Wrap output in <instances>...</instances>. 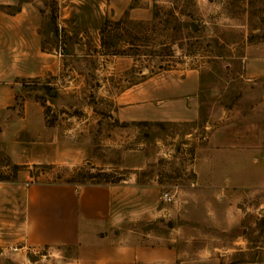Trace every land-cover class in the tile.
Returning <instances> with one entry per match:
<instances>
[{"label": "rangeland", "instance_id": "374dc122", "mask_svg": "<svg viewBox=\"0 0 264 264\" xmlns=\"http://www.w3.org/2000/svg\"><path fill=\"white\" fill-rule=\"evenodd\" d=\"M41 1V48L59 69L54 76L29 79V93L48 126L73 125L74 133L68 132L73 159L13 168L0 145V264L71 263L74 253L64 247L19 249L20 209L31 184L109 187V230L141 244L175 243L194 251L199 239L209 244L216 236L227 241L240 234L234 228L219 232L210 212L208 223L197 215L200 185L194 171L216 126L210 116L221 110L245 115L260 99L259 91L248 89L242 59L245 52L264 56V0ZM104 20V36L113 43L108 48L99 42ZM191 68L201 73L197 121L144 124L113 118L115 96L124 88L161 70ZM65 115L73 118L64 121ZM163 190L173 195L171 201L159 198ZM233 201L207 200L204 209ZM236 201L239 206L264 202V190ZM202 223L203 238L197 231ZM249 224L245 245L254 247L263 242L264 225L259 217Z\"/></svg>", "mask_w": 264, "mask_h": 264}, {"label": "crops", "instance_id": "0c3cea01", "mask_svg": "<svg viewBox=\"0 0 264 264\" xmlns=\"http://www.w3.org/2000/svg\"><path fill=\"white\" fill-rule=\"evenodd\" d=\"M43 9L41 0H0V145L11 165L68 164L73 159L68 148L73 125L62 121L48 126L34 93H29V79L54 76L59 69L49 62L52 54L41 48ZM242 62L248 89L259 91L260 99L245 115L221 110L210 116L216 126L194 171L200 185L197 215L208 223L210 212L219 232L234 228L240 234L227 241L216 236L209 244L199 239L194 251L175 243L141 244L109 230V187L31 184L20 209L19 249L64 247L74 253L70 264H264V228L263 242L245 245L249 221L259 217L264 225V202L249 201L264 190V56L245 52ZM200 74L195 68L161 70L131 84L116 94L113 118L127 123L197 121ZM70 118L65 115L63 120ZM220 198L234 199V204L204 209L205 201ZM238 199L249 202L239 206ZM204 226H197L201 238ZM251 250L248 259L245 253Z\"/></svg>", "mask_w": 264, "mask_h": 264}, {"label": "trees", "instance_id": "16d2710c", "mask_svg": "<svg viewBox=\"0 0 264 264\" xmlns=\"http://www.w3.org/2000/svg\"><path fill=\"white\" fill-rule=\"evenodd\" d=\"M117 22V21H116ZM107 23V20H104L101 24V26L99 27V30H98V34H99V42H100V46L102 48H108L109 46H111L113 43L110 44V39H106V37L104 36V33H105V25ZM138 123H148V122H144V121H141V122H138ZM156 123H160V122H156ZM17 165H12L13 168H16ZM88 177H93V175L89 174Z\"/></svg>", "mask_w": 264, "mask_h": 264}, {"label": "built area", "instance_id": "2783aa9c", "mask_svg": "<svg viewBox=\"0 0 264 264\" xmlns=\"http://www.w3.org/2000/svg\"><path fill=\"white\" fill-rule=\"evenodd\" d=\"M172 196L173 195L168 190H163V191H161L159 198L162 201H171L172 200Z\"/></svg>", "mask_w": 264, "mask_h": 264}]
</instances>
